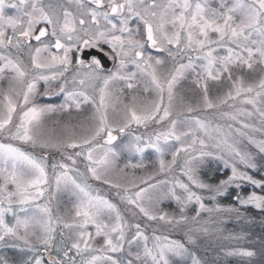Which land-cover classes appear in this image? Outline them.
<instances>
[{"label":"snow or ice","instance_id":"6c2138e0","mask_svg":"<svg viewBox=\"0 0 264 264\" xmlns=\"http://www.w3.org/2000/svg\"><path fill=\"white\" fill-rule=\"evenodd\" d=\"M70 2L79 9L76 14L58 0L56 3L16 0L10 7L16 9L17 14L7 15L5 9L9 5L6 0H0V78L11 72L12 80L22 85L19 90L4 93L0 108V137L4 138L0 140V243L8 239L22 241L24 248L32 253L24 264H147L149 260L151 264H171L169 256H190L191 264H201L185 243L171 239L169 235L157 234L156 228L152 229L151 236L147 235V225L142 226L139 219L131 223L120 207L100 195L99 189L93 188L89 180L114 188L120 202L134 209L132 217L168 225L198 223L201 213L235 214L240 218L242 208L264 211V178L256 179L246 170L258 167L251 154L240 152L228 143L227 137L217 139L212 145L201 138L200 133L208 140L212 135L208 122L191 115L199 111V106L189 105L186 111L190 115L183 119L173 118L174 89L186 71L196 69V61L200 62L201 69L197 73L198 84L209 79L220 81L225 74L231 82L229 91L215 103L204 83L202 103L205 109L222 105L234 107L229 101L240 99L241 103L252 105L264 118V111L256 108L258 103H264V77L257 84L247 85L242 77H233L234 67L252 70L256 63L264 65V0H232L231 4L222 0L219 9L212 8L209 0ZM141 36L142 39L137 38ZM25 47L31 54L30 68L20 58ZM93 47L112 59L114 70H106L101 58L84 55L86 49ZM153 50L167 53V56L163 59L154 57ZM220 51L225 54L218 55ZM193 52L197 54L195 58L189 55ZM168 58L174 66L167 75L161 76L159 69L165 66ZM185 59L187 63L183 62ZM73 68L75 71L69 81L66 73ZM61 80L56 94H63L64 102L58 106L59 110H70L73 106L79 110L88 103L95 109V127L91 134L79 139L70 137L62 146L72 150V154H65L61 161L51 164L55 190L63 187L72 190L76 196L71 221L54 217L50 201L46 199L50 188L49 157L33 155L14 143L50 146L47 141L41 143L39 128L42 117L57 111V106H39L33 98L40 82L46 86L43 95L48 96L52 94L50 85ZM141 80L144 81L143 91H155L157 99L145 103L139 110L125 105L123 123H110L109 108L113 107V101L119 100L113 95V87L124 82L131 90ZM118 91L122 93L124 89ZM222 115L236 120L239 115L251 116L252 112L241 108L236 109L235 114ZM133 124L146 130L152 125L154 130L133 135L122 150L143 155L146 149H153L162 156L166 147H175L170 163L166 165L163 159L160 160V171L171 172L183 153L180 176L185 179L174 176L170 181L152 183L153 177H148L139 184L124 187L108 178L119 155L113 147L118 136L113 133L122 135ZM243 127L250 125L243 124ZM215 131L221 133L220 127L217 126ZM236 131L240 132V129ZM250 142L264 154V140ZM210 147L219 151H210ZM225 151L231 163L225 158ZM212 156L230 168V174L214 185L205 183L198 175L204 158ZM80 157L87 161V175L75 167ZM241 164L245 170L239 167ZM129 166L139 165L125 167ZM166 185L170 187L162 191ZM246 185L252 187L244 195ZM229 189L235 193L234 203L223 206L218 198ZM204 192L208 193L207 197L202 195ZM165 199L177 202L178 217L153 207L154 202L162 203ZM205 199L213 202V206L209 207ZM189 205L197 206L191 217L186 215ZM61 225L73 235L66 237L61 232L57 244L55 233ZM200 230L208 231L206 227L188 229L187 244L195 243L193 233ZM129 232H133L131 239H128ZM96 238L102 239V245H95ZM66 240L71 242L66 243ZM140 242L142 251L132 252V246H139ZM227 254L256 255L246 249H234ZM0 264H8V261L0 260Z\"/></svg>","mask_w":264,"mask_h":264},{"label":"rangeland","instance_id":"374dc122","mask_svg":"<svg viewBox=\"0 0 264 264\" xmlns=\"http://www.w3.org/2000/svg\"><path fill=\"white\" fill-rule=\"evenodd\" d=\"M12 2H16V0H6V4L9 6L6 7L5 12L7 15H16V9L10 7ZM47 3L48 0H45ZM52 3H56L57 0H51ZM59 3L64 4L69 11H72L76 14L79 9L75 5V3L70 2V0H58ZM160 2V0H158ZM222 0H209V3L212 8L219 9ZM224 2L231 4L232 0H224ZM43 26V25H41ZM133 27L135 25H132ZM137 38H143L137 37ZM215 39V36H213ZM47 42V41H46ZM35 42L33 43V47H35ZM107 49V46H105ZM55 51V49H53ZM62 54V53H60ZM223 51L218 52V55H224ZM46 55V54H45ZM152 55L154 57L159 56V58H165L167 53H157L155 50L152 51ZM193 58L196 57V53H189ZM20 58L23 61V64L27 67H31V54L29 49L25 47L23 51L20 53ZM184 63H187V60H183ZM197 67L195 70H188L185 72L184 77L178 82L174 91H175V99L173 102V118L183 119L184 117L190 115L187 113L186 109L189 105L196 108L199 106V111L192 113L191 115H197L201 119H204L208 122L210 126V131L212 135V139L208 140L207 137L200 133L201 138L207 140L209 145L216 143L217 139H224L227 137L228 143L236 147L242 153H249L253 157L254 161L257 163L258 167L256 169H246L251 172H258L260 174H264V154L260 153L255 144L251 143L250 140H264V118H262L252 105L241 103L240 99H237L235 102L229 101V105L234 104V107H229L228 105H222L215 109H205L202 103L203 100V85L207 84L208 94L210 99L213 102H217L219 97H223L227 91L231 88V82L228 80L227 75L225 74L220 81H213L211 79L197 83V73L201 71L199 61H196ZM174 66V62L171 58L167 59V63L165 66L159 69V73L161 76L167 75V73ZM115 66L112 65L109 71L114 70ZM132 69L129 68V71ZM75 69H70L68 73H66V78L70 81L72 73ZM47 74V73H46ZM105 74H107L105 72ZM233 77H242L245 85L247 84H257L259 80L264 77V65L256 63L253 65L252 70H248L246 67L241 69L239 67L233 68ZM63 82L58 81L52 83L49 87V90L52 94L45 96L43 95L45 91V85L43 82L38 84L37 94L33 98V102L39 106L44 105H54L57 106V111L46 113L41 119V125L39 128V136L40 141L49 142V147H41V144L33 146L31 144H23L20 142H14L16 146L21 147L23 150L31 152L33 155L42 156L47 155L49 157V180H50V188L46 194V199L50 201V207L52 209V214L54 217H60L62 220L71 221L73 216V206L76 203V196L74 192L70 189H64L63 187L59 190H55L54 174L51 169V164L59 162L63 159L65 154H72V150L64 148L62 145L66 142L70 137L74 138H82L85 135H90L91 131L95 127V121L93 119L94 116V106L91 103L83 104L79 110H77L74 106L70 110H59V105L64 102L63 94H56L58 92L59 83ZM22 85L17 84L12 80V73L7 72L4 74L3 78H0V108H2L3 95L6 92H9L11 89L19 90ZM69 88H71V84H69ZM118 89H124L121 93ZM144 89V81L141 80L138 86L134 89H127L124 82H120L116 84L113 89V95L119 97V100L113 101V107L109 108L108 116L109 122L117 125L123 123V113L125 105L134 106L138 110L141 109L145 103L151 102L157 99V95L155 91L151 93H145ZM135 97V100H133ZM22 99V96L20 97ZM98 99V97H97ZM165 102H167V97L165 95ZM244 109L246 112H252L251 116L248 115H239L236 120L230 119L228 116L222 115L223 113H233L235 114L236 109ZM256 108L264 111V103H258ZM19 112V109H18ZM243 124H248L250 127L245 128ZM219 126L221 129V133H217L215 128ZM236 129H240V132H237ZM154 130V126L150 125L146 130L143 127H138L135 124L131 126L130 129H126L124 134H119L114 132V135L118 136L117 141L113 143V147L119 153V155L115 158V167H113L108 175V178L113 181V183H119L124 187H131L132 184H139L141 180L153 177L152 183L156 181H164V180H172L174 176H180V166L183 164L184 154L181 153L180 157H178L177 166L173 168L171 172H161L160 171V160L163 159L165 164L171 162L172 160V152L175 151V147L165 148L163 155L161 156L159 153H156L153 149H146L143 155L133 152H128L123 149V145L128 143L131 140L133 135H141L146 134L147 132H151ZM163 130V129H159ZM243 133V135H241ZM4 139L0 137V140ZM5 142H7L5 140ZM103 143V139L100 140ZM61 145L59 147L53 145ZM179 147V144L176 145ZM210 151L218 152L219 150L209 148ZM76 151H79L77 149ZM225 158L229 159L231 163V159L227 151L224 152ZM65 163H70V161L64 160ZM86 164L87 161L83 158H77L76 168L87 175L86 172ZM126 165H139L138 167H125ZM239 167L242 170L244 166L241 164ZM208 171L210 174L214 172H224L227 170V175L230 174V168H226L223 164V161L218 160L215 156L204 158L203 162L199 165V178L208 184H217L221 179L217 182H209L204 180L201 177L202 171ZM215 174V173H214ZM226 175V177H227ZM252 175V174H251ZM225 177V178H226ZM255 177V176H254ZM181 179H185L180 176ZM223 178V179H225ZM256 178V177H255ZM258 179V178H256ZM89 183L93 188L99 189V194L105 196L107 199L111 200L113 203H116L121 212L125 215L127 219L131 223L137 222L139 219L142 221V226L147 225L146 234L151 236L152 229H158L157 234H165L169 235L171 239L179 240L186 244L189 247L190 251L193 252L196 257L201 261V264H255L256 260L264 261V253L257 251V249L249 248L250 241L247 239V228L246 223V213L245 208L241 209V217L237 218L235 214L225 215L223 213H201L199 218V222L193 224L191 221L187 225L175 226L168 225L161 221H147L142 217H132L131 211L134 209H130L129 206L120 202L119 197L116 195V190L114 188H110L108 185L103 184L101 182L95 180H89ZM251 190V185H246ZM167 187L170 185H166L162 191H166ZM247 190L244 195H247L249 192ZM123 194V193H122ZM177 194H180L179 189H177ZM227 194V193H226ZM225 194V195H226ZM205 197H207L208 193H202ZM224 195V196H225ZM218 198V202L223 206H228L232 204H223L221 203V198ZM234 197V196H233ZM43 202V201H42ZM205 203L209 206H213V202L205 199ZM153 207L159 209L163 212H167L171 216L178 217L180 215L179 205L175 200L165 199L162 203H153ZM196 205H189L186 210V215L189 217L195 214L194 208ZM256 209L254 207H251ZM11 219V217H8ZM206 227L208 229L205 231H196L193 233L195 238L194 244H187L186 233L189 228L193 229H202ZM94 232V229H89ZM61 232L65 234L66 237L73 235V233L64 229L62 225L57 228L55 233V242L58 244L61 240ZM133 232H129L128 239H131ZM66 243H70L71 241L66 240ZM96 246L102 245L103 241L100 238H96L94 241ZM152 241L149 240V246L151 247ZM126 250L128 249L127 243H125ZM234 249H246L252 250L256 253L253 257H242L239 255H228L227 253ZM137 250L142 251V242H140L139 246L134 244L131 248L132 252H136ZM32 255V253L28 252L24 248V244L22 241L8 239L4 243H0V260H7L8 264H24V262L28 259V257ZM55 255V253H53ZM125 258H127V251L125 252ZM169 260L171 264H191V257L180 258L176 256H169ZM147 264H151L149 260Z\"/></svg>","mask_w":264,"mask_h":264},{"label":"trees","instance_id":"16d2710c","mask_svg":"<svg viewBox=\"0 0 264 264\" xmlns=\"http://www.w3.org/2000/svg\"><path fill=\"white\" fill-rule=\"evenodd\" d=\"M208 171H202L201 177L209 182H217L219 179H223L227 175V170L224 172H214L211 174H208ZM253 176H255L258 179L264 178V174H260L258 172H251ZM247 190H249L248 186L244 187L243 193H245ZM235 195L234 191L232 189H229L227 194L221 198V203L223 204H233V196ZM246 213V220L244 223H246L247 228V239L250 241L249 248H256L257 251H260L261 253H264V211L253 209L251 207H247L244 209ZM241 264V263H239ZM245 264V263H242ZM255 264H264V261L256 260Z\"/></svg>","mask_w":264,"mask_h":264},{"label":"water","instance_id":"95a60500","mask_svg":"<svg viewBox=\"0 0 264 264\" xmlns=\"http://www.w3.org/2000/svg\"><path fill=\"white\" fill-rule=\"evenodd\" d=\"M84 55L86 57L97 56L101 58L106 70L110 69L112 65L114 64L110 57L105 56L103 52H101L98 48H95V47L86 49L84 52Z\"/></svg>","mask_w":264,"mask_h":264},{"label":"flooded vegetation","instance_id":"af4514ba","mask_svg":"<svg viewBox=\"0 0 264 264\" xmlns=\"http://www.w3.org/2000/svg\"><path fill=\"white\" fill-rule=\"evenodd\" d=\"M105 47V46H104ZM105 49H106V47H105ZM79 55V54H78Z\"/></svg>","mask_w":264,"mask_h":264}]
</instances>
